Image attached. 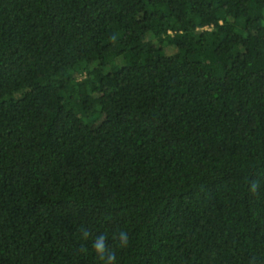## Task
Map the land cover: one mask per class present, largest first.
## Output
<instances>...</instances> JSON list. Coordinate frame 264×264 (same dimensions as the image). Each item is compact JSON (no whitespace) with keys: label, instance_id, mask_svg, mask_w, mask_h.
Returning <instances> with one entry per match:
<instances>
[{"label":"trees","instance_id":"trees-1","mask_svg":"<svg viewBox=\"0 0 264 264\" xmlns=\"http://www.w3.org/2000/svg\"><path fill=\"white\" fill-rule=\"evenodd\" d=\"M101 234L264 264V0H0V264H101Z\"/></svg>","mask_w":264,"mask_h":264},{"label":"clouds","instance_id":"clouds-1","mask_svg":"<svg viewBox=\"0 0 264 264\" xmlns=\"http://www.w3.org/2000/svg\"><path fill=\"white\" fill-rule=\"evenodd\" d=\"M258 189V182L251 181L249 191L255 195L257 194ZM82 236L84 240H88L90 237V232L86 229H82ZM113 240L117 241V247L120 249H126L130 245V236L127 230L122 229L118 233L114 234ZM92 248L101 264H116V250L115 248L109 247L106 235L101 234L97 236L93 240Z\"/></svg>","mask_w":264,"mask_h":264}]
</instances>
